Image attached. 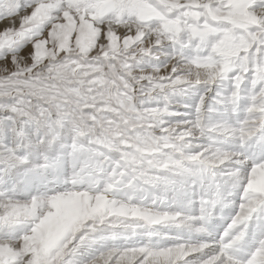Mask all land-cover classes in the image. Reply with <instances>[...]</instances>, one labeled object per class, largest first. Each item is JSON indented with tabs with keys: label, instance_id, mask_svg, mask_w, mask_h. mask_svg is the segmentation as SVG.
Here are the masks:
<instances>
[{
	"label": "snow or ice",
	"instance_id": "1",
	"mask_svg": "<svg viewBox=\"0 0 264 264\" xmlns=\"http://www.w3.org/2000/svg\"><path fill=\"white\" fill-rule=\"evenodd\" d=\"M0 264H264V0H0Z\"/></svg>",
	"mask_w": 264,
	"mask_h": 264
}]
</instances>
